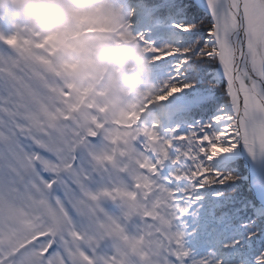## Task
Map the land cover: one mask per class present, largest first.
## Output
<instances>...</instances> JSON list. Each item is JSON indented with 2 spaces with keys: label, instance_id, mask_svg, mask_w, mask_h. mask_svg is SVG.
I'll use <instances>...</instances> for the list:
<instances>
[{
  "label": "snow or ice",
  "instance_id": "obj_1",
  "mask_svg": "<svg viewBox=\"0 0 264 264\" xmlns=\"http://www.w3.org/2000/svg\"><path fill=\"white\" fill-rule=\"evenodd\" d=\"M200 8L201 33L206 29L207 39L197 54L215 65L223 106L213 119L189 131L163 130V141L174 154L172 171L159 183L156 177L168 161L156 159L150 145L161 139V131L155 123L143 125L141 118L150 105L190 85L165 84L154 101L117 121L118 129L105 136L110 153L93 159L105 165L113 164L117 155L132 157L130 190L113 187L93 193L85 186L87 177L76 167V150L101 134L102 125L84 131L75 122V105L70 93L59 87L60 73L49 59L47 41L32 44L0 36V264H96L79 246L81 240L95 243L90 231L118 239L115 254L103 264H132L130 256L139 264H169L187 257L181 234L171 231V222L187 211L180 206L185 199H199L189 188L233 179L213 172L206 161L237 147L253 157L264 154V0H202ZM175 27L187 32L192 25ZM146 45L153 62L184 57L177 70L191 51L157 48L151 41ZM134 144L140 148L138 156ZM181 182L189 188L171 186ZM104 197L127 206L125 219L133 213L142 217L140 236L129 238L111 217L99 220L103 210L98 200ZM74 217L83 218L86 227H74ZM255 264H264V250Z\"/></svg>",
  "mask_w": 264,
  "mask_h": 264
},
{
  "label": "clouds",
  "instance_id": "obj_2",
  "mask_svg": "<svg viewBox=\"0 0 264 264\" xmlns=\"http://www.w3.org/2000/svg\"><path fill=\"white\" fill-rule=\"evenodd\" d=\"M130 15L122 0H0V23L10 34L47 41L75 122L84 131L99 123L104 136L161 92L146 46L129 29ZM150 148L159 152L163 145Z\"/></svg>",
  "mask_w": 264,
  "mask_h": 264
},
{
  "label": "trees",
  "instance_id": "obj_3",
  "mask_svg": "<svg viewBox=\"0 0 264 264\" xmlns=\"http://www.w3.org/2000/svg\"><path fill=\"white\" fill-rule=\"evenodd\" d=\"M130 2L142 3L154 7L153 13L145 26L164 19L169 9H182L186 18V25H192L189 34L182 37L180 48H188L191 59L186 69L190 74L191 87L196 91L197 96L212 94L210 99L203 100L200 104L193 106L185 112L178 114L172 120V128L183 133L193 127L206 124L211 120L212 111L224 101L221 86L217 87L204 77L205 71L215 65L207 58L199 56L198 50L203 46V40L207 34L206 29L201 33L203 16L198 15V9H189L191 1L184 3V0H122L125 12L130 11ZM185 6V7H184ZM170 7V8H169ZM200 12V11H199ZM129 22V16L127 17ZM131 31V30H130ZM133 34L141 37L140 41L146 45L151 41L157 48L170 47V44L161 35H156L147 40L141 35L140 30ZM15 35L10 34L8 37ZM150 55V54H149ZM176 57L168 60H161L152 64V77L163 89L165 84H174L173 67ZM186 98L196 96L187 93ZM161 139L156 143L163 145L159 152L151 149L154 157L164 163L161 173L156 181L163 182L172 171L171 155L167 144ZM207 164V163H206ZM221 176H231L233 179L224 184L214 183L206 185L198 190L189 188L187 183L172 184V187L189 188L192 197H199L196 200L185 199L180 205L187 209L178 219L171 222V231L181 234V244L188 252L187 257L180 261L172 259L169 264H199L204 261L206 264H255V257L264 250V216H258L253 212L249 202L257 206L251 193L247 190V183L241 180L244 170L239 162L232 163L220 170ZM252 234L249 237V234Z\"/></svg>",
  "mask_w": 264,
  "mask_h": 264
},
{
  "label": "bare ground",
  "instance_id": "obj_4",
  "mask_svg": "<svg viewBox=\"0 0 264 264\" xmlns=\"http://www.w3.org/2000/svg\"><path fill=\"white\" fill-rule=\"evenodd\" d=\"M190 1H191V5L189 9L191 10L198 9L200 12H202L201 11L202 8H200V4L202 3V0H190ZM195 4H197L198 7ZM194 5L195 7H193ZM169 11L171 12L166 14L163 22L161 21L155 25V29L159 32L167 33L170 36V38H172V40L179 39L181 33H184L185 35L189 34L188 32L180 31L175 27L176 25H186V23L183 22L184 20H186V18L183 16L184 14L183 10L175 9V11H173V9H169ZM136 13L135 16L138 17V14ZM130 27L132 29L135 28L134 24H132ZM149 34L151 33L149 32ZM214 68H211L209 70H213ZM209 70H207V72ZM214 70H215L214 76L217 79H220L217 69ZM189 104L190 102L182 101L179 94L175 93L171 97H169L168 100L166 101L150 105L145 110L144 114L142 115V118L147 121H152V123H155L157 126L159 125L163 126L166 124L167 121L166 119H168V117L172 113L180 110H185ZM214 148H216V146ZM237 157L238 158L241 157L243 159V161L246 164L245 166L248 169L249 175L246 176L248 188L250 186V189L256 195L255 198L257 197L262 201L264 198V154H257L255 157H253L249 155L246 149L242 147H237L230 152L222 153L221 155L213 158L210 162L212 165H220L229 162Z\"/></svg>",
  "mask_w": 264,
  "mask_h": 264
},
{
  "label": "rangeland",
  "instance_id": "obj_5",
  "mask_svg": "<svg viewBox=\"0 0 264 264\" xmlns=\"http://www.w3.org/2000/svg\"><path fill=\"white\" fill-rule=\"evenodd\" d=\"M194 2V1H193ZM196 6H197V4H195ZM138 5H133V4H131V6H130V12H131V15L129 16V19L131 20V22H132V24H134V26H135V29H137L139 26H141V22L143 21V18H142V16H138V17H136L135 16V13L136 14H140V13H143V12H145L144 11V9H140V7L138 6ZM198 7V6H197ZM201 11H202V9H201ZM184 22V21H183ZM131 24V25H132ZM135 29H133V30H135ZM174 30V29H173ZM188 33H190L189 31H187ZM167 34V33H166ZM165 34V35H166ZM184 36V33H181V35L179 36V39H175V40H172V38H170V36L169 35H167L168 36V38L169 39H167L169 42H168V44H170V47H176V48H180V44H181V42H182V37ZM206 39H207V34H206V36H205V38H204V40H203V42L204 41H206ZM203 44V43H202ZM177 59H175V61H176V63H175V65H174V67H173V71H174V84H177L178 86H180V85H184V84H188V85H190V87H187V88H183L182 89V91H180V92H178V94H179V96H180V98H181V100L182 101H185V102H190L191 101V99H190V101L189 100H184V99H186V97H185V95L187 94V93H189V94H191V95H194V96H197V94H196V91L197 90H194L192 87H191V84H190V74L189 73H187V71H186V69L188 68V64L190 63V61H191V59H189L190 57H188L187 56V58H186V60H187V62L186 63H183L182 65H181V67L179 68V70H177V67H176V65H177V62L179 61V60H182V59H185L184 57H176ZM215 67V66H214ZM213 67V68H214ZM214 69H216V67L214 68ZM213 69V70H214ZM213 70H209L208 72L206 71V73H204V77H206L207 79H208V81L209 82H211V83H213L215 86H217V87H219V86H221V82H220V79H217L215 76H214V73H215V70L213 71ZM189 80V81H188ZM207 95V94H206ZM213 95L211 94H209V96L206 98V99H210L211 97H212ZM195 99H197V100H195ZM193 100H195V101H191L190 102V104L189 105H193V106H195V105H198V104H200L201 103V101H198V100H201V98H193ZM223 106V103H221V104H219L213 111H212V114L210 115L211 116V119H213V117L215 116V114L217 113V110H219L220 109V107H222ZM213 148L215 147V145H213L212 146ZM240 161V163L242 164V168H243V170H244V172L245 173H243V176L241 177V180H243V181H245L246 182V176L248 175V169L244 166V163H243V159L241 158V157H237V158H235V159H233V160H231V161H229V162H226V163H224V164H220V165H212L211 164V162L210 161H206L207 162V164L210 166V167H212L213 169H215V170H220V169H222V168H225V167H227L228 165H230V164H232V163H236V162H239ZM247 183V182H246ZM247 188H248V184H247Z\"/></svg>",
  "mask_w": 264,
  "mask_h": 264
},
{
  "label": "water",
  "instance_id": "obj_6",
  "mask_svg": "<svg viewBox=\"0 0 264 264\" xmlns=\"http://www.w3.org/2000/svg\"><path fill=\"white\" fill-rule=\"evenodd\" d=\"M203 11V10H202ZM243 163H244V166L246 165L245 164V162L243 161ZM246 167V166H245ZM247 168V167H246ZM248 175H249V173H248ZM249 189H250V186H249ZM251 190V189H250ZM251 192H252V190H251ZM252 194H253V196H254V198H255V194L252 192ZM255 200L260 204V206H261V208H260V213L261 214H264V198H263V200L261 201L260 199H258L257 197L255 198Z\"/></svg>",
  "mask_w": 264,
  "mask_h": 264
}]
</instances>
